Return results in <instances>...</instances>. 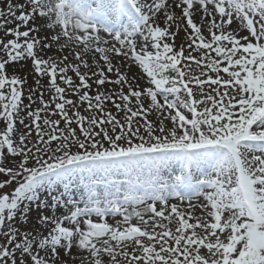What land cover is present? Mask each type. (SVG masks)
Instances as JSON below:
<instances>
[{"label":"snow or ice","instance_id":"obj_1","mask_svg":"<svg viewBox=\"0 0 264 264\" xmlns=\"http://www.w3.org/2000/svg\"><path fill=\"white\" fill-rule=\"evenodd\" d=\"M2 2L0 264H264V0Z\"/></svg>","mask_w":264,"mask_h":264},{"label":"rangeland","instance_id":"obj_2","mask_svg":"<svg viewBox=\"0 0 264 264\" xmlns=\"http://www.w3.org/2000/svg\"><path fill=\"white\" fill-rule=\"evenodd\" d=\"M11 2H12L13 4H16V3H20V2H22V0H11ZM0 3H3L2 0H0ZM25 11H27V9H25ZM176 13H177V15H179L180 10H179V9H176ZM17 14H18V13H17ZM195 19H196L197 22H199V20H200L199 15H197V16L195 17ZM14 21H15V20H13L12 22H14ZM34 24H35L36 26H40V27H39V30H38L36 33H34L35 35L43 36V35L46 34L45 31H44V29H43V27H42L43 24H44V21H43V20H41L40 18H36V19L34 20V22H30V23L27 25V28H32V27L34 26ZM22 26H23V31H24V30H27L26 27H25L24 25H22ZM7 27H9V26H7ZM10 28H11V26H10ZM1 32H2V34L5 35L4 30H1ZM204 34H205L206 36L208 35L207 32H205ZM242 34H243V33H242ZM5 36H6L8 39H10V37H11V36H7V35H5ZM186 40H187L186 34H185V32L181 29V30L179 31V35L176 37V41H175L176 46L179 47V46L181 45V43L186 42ZM57 55H59V53H57ZM69 60H70L71 62L75 63V60H74L73 57L70 56V57H69ZM24 63L26 64V66H25L22 70L20 69L19 65H16L15 67H16L17 70L20 71V75H21L20 77H21V78H23V77L25 76V74H27V83H26V85L23 86V87H24V90H25V95H26V94H27V89H28V88H35V87H37V85L35 84V74H34V70H33V68L31 67L30 60H28V61H26V62H24ZM134 67H135L137 73L142 75V72H141V70L139 69L138 65H135ZM9 68H12V67L10 66ZM9 68H8V69H9ZM12 69H13V68H12ZM80 70H81L82 73L85 72V71H88L87 69H84L83 67H81ZM91 70H92V71H96V68H92ZM8 74H9V70H8ZM69 75H73V74L70 72ZM222 75H224V78H227V77H226V74H222ZM73 79L75 80L76 83L79 82L78 79H77L74 75H73ZM144 80H146V83H147V78H146V77L144 78ZM41 84H44V85L47 84V77H44V78L41 80ZM103 87H104V88H110V87H111V88H114V87H116V86L106 84V85H104ZM95 91H96V86L93 85V90H92V94H93V95L95 94ZM49 97H50V93H48V92L46 91L45 94H44V99H45V100H48ZM68 98L73 99L74 101L77 100V97H76V96H69ZM23 102H24L25 104H28V100H27V99H24ZM38 106H39L38 104H34V105H33L34 108H35V107H38ZM108 107L111 109V111H112L114 114H116V115L118 116V118H120V117L123 116V113H117L116 109H115L111 104H109ZM78 110L81 112V114L85 115L86 117L89 116V115H91V113H89L88 111H86V106H81V107L78 108ZM53 118H54V119H58L59 117L56 116V117H53ZM137 119H139V118H137ZM149 119H154V117L149 116ZM73 126L75 127V125H73ZM2 127H4V125H3V123H0V128H2ZM254 127H255V126H254ZM33 138H35V137H33ZM9 166H10V165H9ZM4 179H6V177L4 176V174H0V181H3ZM15 186H16V184H15V182H13L11 185L5 187L4 189H0V194H3V193H10V192L14 189ZM54 194H55V193H54ZM42 198H43V197H42ZM64 199L66 200L67 198L65 197ZM47 204H48L49 206H51V204H52V199H51V197H48V198H47ZM42 211H43V214H44V215L51 216V215L53 214V210L51 209V207H46V208H44ZM54 211H55V214H56V215H63V214H66V209L61 208V207H59V206L56 207ZM40 215H41V210H39V209L31 211V212L29 213V216H28V220H27V222H26V223H22V224H21V228L27 230L28 232H36V231H39V230L41 229V225H40L39 223H37V221H38V218H39ZM109 222H112V220L109 221ZM5 241H6V237L0 235V246H2V245L4 244ZM25 259H27V258L25 257Z\"/></svg>","mask_w":264,"mask_h":264},{"label":"bare ground","instance_id":"obj_3","mask_svg":"<svg viewBox=\"0 0 264 264\" xmlns=\"http://www.w3.org/2000/svg\"><path fill=\"white\" fill-rule=\"evenodd\" d=\"M0 11H4V12H6V7H5V4L4 3H0ZM177 14V13H176ZM34 22V21H33ZM19 22H17V21H14V22H12V23H9V24H7L6 25V27L7 26H11V28H15L16 27V25L18 24ZM23 24H20V28H19V30L20 31H23V26H22ZM161 26H163V25H161ZM0 38H2L4 41H6L8 38L4 35V34H2V32H1V30H0ZM12 37H10V39H11ZM135 65H133V67H132V72L133 73H137V71H136V69H135V67H134ZM9 70V75H11L12 74V72H13V69L12 68H9L8 69ZM123 70V69H122ZM16 72H17V74L19 75V76H21L20 75V71L19 70H17L16 69ZM69 74H70V72H69ZM138 74V73H137ZM140 84H141V87H143L145 84H147L146 83V80H142V81H140ZM115 88V87H114ZM92 94V93H91ZM95 219V218H94ZM108 220L109 221H111L112 220V218L111 217H108Z\"/></svg>","mask_w":264,"mask_h":264}]
</instances>
